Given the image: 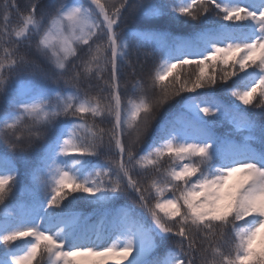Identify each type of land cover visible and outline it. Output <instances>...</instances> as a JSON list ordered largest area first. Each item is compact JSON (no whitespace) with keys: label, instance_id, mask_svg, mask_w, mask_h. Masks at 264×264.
<instances>
[{"label":"snow or ice","instance_id":"obj_1","mask_svg":"<svg viewBox=\"0 0 264 264\" xmlns=\"http://www.w3.org/2000/svg\"><path fill=\"white\" fill-rule=\"evenodd\" d=\"M0 264H264V0H0Z\"/></svg>","mask_w":264,"mask_h":264}]
</instances>
